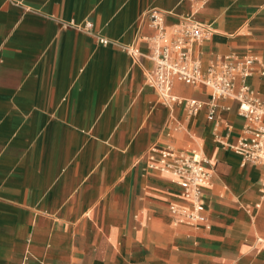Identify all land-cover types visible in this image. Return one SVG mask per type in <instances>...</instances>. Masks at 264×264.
<instances>
[{
	"label": "crops",
	"instance_id": "crops-1",
	"mask_svg": "<svg viewBox=\"0 0 264 264\" xmlns=\"http://www.w3.org/2000/svg\"><path fill=\"white\" fill-rule=\"evenodd\" d=\"M152 9L168 33L211 30L192 48L202 71L253 57L264 96V0H0V264H264L263 168L231 149L246 120L228 99L209 120L201 85L172 83L203 104L192 117L145 85ZM166 149L201 152L211 172L197 226L150 167Z\"/></svg>",
	"mask_w": 264,
	"mask_h": 264
},
{
	"label": "built area",
	"instance_id": "built-area-1",
	"mask_svg": "<svg viewBox=\"0 0 264 264\" xmlns=\"http://www.w3.org/2000/svg\"><path fill=\"white\" fill-rule=\"evenodd\" d=\"M143 19H147L148 26L155 32L148 40L152 46L149 60L153 67L146 75L145 85L162 102L182 104L189 117L195 116L203 104L196 100H179L173 96L171 87L174 81L186 85H201L209 90V120L214 114L217 100L237 102V113L246 120V125L242 136L231 149L242 158L243 163L263 168L260 197L264 199V96L253 91L247 84L253 71L254 58L230 56L220 63L210 64L202 71L199 61L192 56V48L209 38L211 30L207 26L185 21L168 33L162 13L155 9L145 12ZM76 27L89 31L92 25L86 22ZM99 43L106 45L107 40L99 39ZM125 51L132 57L138 56L134 45L128 46ZM259 72L264 74V66L259 67ZM204 165L205 158L197 150L177 152L171 149L159 151L158 160L150 165L151 168L170 175L172 182L181 189L185 204L180 207L171 205L169 211L172 215L184 218L191 226H197L203 221L201 194L211 178V172Z\"/></svg>",
	"mask_w": 264,
	"mask_h": 264
}]
</instances>
